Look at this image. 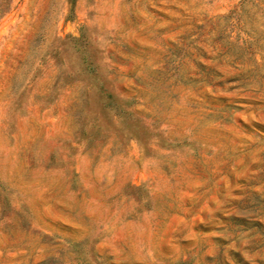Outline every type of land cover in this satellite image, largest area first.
<instances>
[{"label":"rangeland","instance_id":"obj_1","mask_svg":"<svg viewBox=\"0 0 264 264\" xmlns=\"http://www.w3.org/2000/svg\"><path fill=\"white\" fill-rule=\"evenodd\" d=\"M0 264H264V0H0Z\"/></svg>","mask_w":264,"mask_h":264}]
</instances>
